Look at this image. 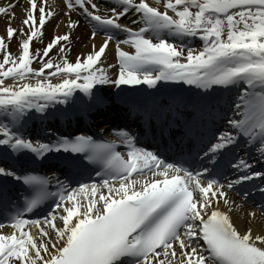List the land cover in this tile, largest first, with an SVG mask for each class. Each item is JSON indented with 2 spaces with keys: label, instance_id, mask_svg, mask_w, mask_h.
Here are the masks:
<instances>
[{
  "label": "snow or ice",
  "instance_id": "6c2138e0",
  "mask_svg": "<svg viewBox=\"0 0 264 264\" xmlns=\"http://www.w3.org/2000/svg\"><path fill=\"white\" fill-rule=\"evenodd\" d=\"M26 3L0 2V18H6L0 36V264H264V234L240 231L219 207L221 200L234 204L225 187L256 178L260 183L251 191L264 197V171L252 169L247 153L232 156L237 145H246L264 160V0H111L103 13L94 0H63L70 30L80 21L69 13L77 12L92 29L90 37L98 31L104 37L74 62L64 55L69 31L30 52V41L42 37L41 26L57 12L45 0ZM17 7L22 18L14 27ZM130 13L137 27L119 22ZM14 36L18 56L7 50L6 40ZM197 37L202 44L194 49L190 41ZM110 41L114 65L101 60ZM53 46L56 62L49 55ZM33 60L41 66L31 67ZM160 82L195 86L188 90L193 94L147 112L146 122L156 124L162 138L173 128L182 138L215 93L236 90L231 118L192 154L200 158L196 168L183 155L169 162L139 146L125 127L112 129L116 139L80 131L55 135L49 128L54 138L35 140L28 128L34 113L46 116L53 105H65L62 114L72 109L73 115L103 117L109 96L95 85H112L122 96L134 89L121 85L155 92L164 86ZM40 159L56 160L57 171L37 172L32 164ZM226 169L235 172L231 179L223 175ZM241 191L247 198L248 191ZM50 199L53 210L36 215ZM257 207L264 209V202Z\"/></svg>",
  "mask_w": 264,
  "mask_h": 264
},
{
  "label": "bare ground",
  "instance_id": "6f19581e",
  "mask_svg": "<svg viewBox=\"0 0 264 264\" xmlns=\"http://www.w3.org/2000/svg\"><path fill=\"white\" fill-rule=\"evenodd\" d=\"M58 1L60 0H47V2L49 3L47 5H51L52 7H54L55 3ZM0 2H3V0H0ZM148 2L154 3V0H148ZM23 4L25 7L27 6L26 0H23ZM13 10L16 12V18L12 20V25L15 27L20 24V20L22 18V12L20 7H17ZM37 16H38V12H37ZM53 17H55V15ZM53 17H50V20ZM72 18L73 20H79L80 23L77 27L71 30L67 27V24L63 25V22H66L67 20L66 16L62 17V22H58V20L56 21V19H54L53 21H48L43 28L42 37L37 38L36 40L37 41L36 46L41 42L50 41L51 37L54 34L58 35L66 31H69L70 39H71V47L69 48L68 52L64 53L68 60L70 59L74 62L78 54H87L88 52L92 51L93 44H95L96 47H98L102 39L97 36H95L94 38L90 37L91 29L88 28L80 18H77L76 16H73ZM5 23H6V18H0V36L5 34ZM25 30L27 31V28ZM17 43L18 42L15 39V36L10 41L6 40V44L7 47H9V49H12ZM30 52L33 53L32 49H30ZM18 53H19V49H16L15 54L17 56ZM32 65L33 63H31L30 66ZM12 82L13 81L10 78H7L5 81V83L8 84ZM224 191L226 192V196L229 199V201L234 202V204L232 206L225 205L221 200L219 207L221 209H226L229 211V215L231 216L234 225L240 231H244L247 228H251L253 233L264 234V215L260 213L259 210H254L253 208L242 203L241 200L236 197L235 193L228 192V189L226 187L224 188ZM77 199H79V196L77 197ZM249 212L254 213V215L249 216L248 215ZM56 223L59 222L56 221ZM3 230L5 232L9 231V229L7 230L3 229ZM37 239L39 238L37 237Z\"/></svg>",
  "mask_w": 264,
  "mask_h": 264
},
{
  "label": "rangeland",
  "instance_id": "374dc122",
  "mask_svg": "<svg viewBox=\"0 0 264 264\" xmlns=\"http://www.w3.org/2000/svg\"><path fill=\"white\" fill-rule=\"evenodd\" d=\"M16 39V38H15ZM36 39L37 38H35L34 39V43H33V46H32V48H33V50L35 51L36 49H37V46H36ZM17 40V39H16ZM17 42H18V40H17ZM16 49H19L18 48V43L17 44H15V46L12 48V49H8L7 48V50L9 51V52H11V53H13V54H15V50ZM40 49H43V46L40 48ZM16 55V54H15ZM3 59V50L2 49H0V60H2ZM52 60H53V62H56L57 61V55H56V53H55V51H54V57L52 58Z\"/></svg>",
  "mask_w": 264,
  "mask_h": 264
}]
</instances>
